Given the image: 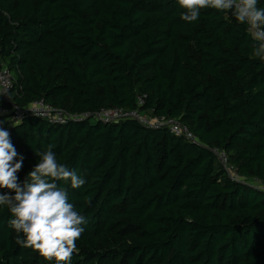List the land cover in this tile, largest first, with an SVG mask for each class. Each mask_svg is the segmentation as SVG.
<instances>
[{
	"label": "trees",
	"instance_id": "16d2710c",
	"mask_svg": "<svg viewBox=\"0 0 264 264\" xmlns=\"http://www.w3.org/2000/svg\"><path fill=\"white\" fill-rule=\"evenodd\" d=\"M182 11L176 0H0V67L16 104L81 114L132 109L144 94L143 111L198 139L136 119L13 123L18 182L49 145L85 180L67 186L87 221L70 264H264V191L231 179L211 150L264 183V60L230 12L188 23ZM10 218L0 206V264H55L16 244Z\"/></svg>",
	"mask_w": 264,
	"mask_h": 264
},
{
	"label": "clouds",
	"instance_id": "9594fccd",
	"mask_svg": "<svg viewBox=\"0 0 264 264\" xmlns=\"http://www.w3.org/2000/svg\"><path fill=\"white\" fill-rule=\"evenodd\" d=\"M183 11L180 19L197 21L206 8L230 12L241 24L248 26L253 41L252 55L264 60V8L258 0H176ZM5 121H0L2 125ZM39 162L18 182L23 156L11 142L10 133L0 126V206L11 214L8 225L17 234L15 242L39 253L46 261L70 264L77 250V241L85 231L86 218L68 199V187L78 189L85 180L77 171L59 163L52 146L36 152ZM59 182V183H58ZM14 193V194H13ZM90 203V201H86Z\"/></svg>",
	"mask_w": 264,
	"mask_h": 264
},
{
	"label": "built area",
	"instance_id": "2783aa9c",
	"mask_svg": "<svg viewBox=\"0 0 264 264\" xmlns=\"http://www.w3.org/2000/svg\"><path fill=\"white\" fill-rule=\"evenodd\" d=\"M16 94L17 89H15L14 87V80L11 73L6 67H0V98L10 104L9 108H0V116L8 118L9 120H11L12 124L20 121L28 115L38 117L52 124L60 125L65 124L72 119L84 118L100 120L104 123L119 122L125 119H136L140 123L148 127H167L174 134L198 143V139L178 118L156 116L151 114L150 112L143 111L142 106L145 102L146 96L144 94L136 95V106L132 109H125L121 107H107L95 112L81 114H71L65 109L54 107L44 99H37L27 105L22 106L16 104V102L14 101V96ZM211 150L226 170L228 176L234 180H241L240 177L239 179L234 177L233 171L235 168L228 162V156L226 152L219 148H211Z\"/></svg>",
	"mask_w": 264,
	"mask_h": 264
},
{
	"label": "rangeland",
	"instance_id": "374dc122",
	"mask_svg": "<svg viewBox=\"0 0 264 264\" xmlns=\"http://www.w3.org/2000/svg\"><path fill=\"white\" fill-rule=\"evenodd\" d=\"M5 119H3L2 121H5L2 125V126L5 130H7L8 132H10V126H11V120H9L8 118L4 117ZM234 173V177L238 178L239 179V176H237L236 174V171L234 169L233 171ZM241 180H243L245 183L249 184L250 186L252 187H255L261 191H264V183L254 179V178H241Z\"/></svg>",
	"mask_w": 264,
	"mask_h": 264
}]
</instances>
